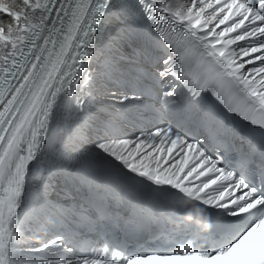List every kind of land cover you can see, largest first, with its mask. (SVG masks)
<instances>
[{
    "label": "snow or ice",
    "instance_id": "obj_1",
    "mask_svg": "<svg viewBox=\"0 0 264 264\" xmlns=\"http://www.w3.org/2000/svg\"><path fill=\"white\" fill-rule=\"evenodd\" d=\"M0 264H264V0H0Z\"/></svg>",
    "mask_w": 264,
    "mask_h": 264
}]
</instances>
